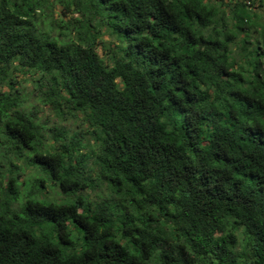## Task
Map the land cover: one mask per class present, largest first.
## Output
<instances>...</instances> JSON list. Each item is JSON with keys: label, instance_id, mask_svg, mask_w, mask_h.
Instances as JSON below:
<instances>
[{"label": "clouds", "instance_id": "obj_1", "mask_svg": "<svg viewBox=\"0 0 264 264\" xmlns=\"http://www.w3.org/2000/svg\"><path fill=\"white\" fill-rule=\"evenodd\" d=\"M0 264H264V0H0Z\"/></svg>", "mask_w": 264, "mask_h": 264}]
</instances>
